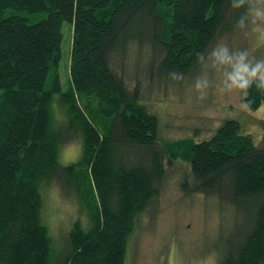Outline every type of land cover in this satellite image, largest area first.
<instances>
[{"label": "trees", "instance_id": "trees-1", "mask_svg": "<svg viewBox=\"0 0 264 264\" xmlns=\"http://www.w3.org/2000/svg\"><path fill=\"white\" fill-rule=\"evenodd\" d=\"M235 2L0 0V264H133V240L177 159L180 191L243 215L217 263L264 264V133L255 139L229 117L206 139L165 140L153 99L240 29L249 5ZM243 101L264 107V89L253 84ZM72 143L77 157L64 163ZM49 187L77 213L55 232L43 216Z\"/></svg>", "mask_w": 264, "mask_h": 264}, {"label": "rangeland", "instance_id": "rangeland-1", "mask_svg": "<svg viewBox=\"0 0 264 264\" xmlns=\"http://www.w3.org/2000/svg\"><path fill=\"white\" fill-rule=\"evenodd\" d=\"M249 16L250 22L245 28L216 41L191 75L176 86L169 83L165 90L151 89L152 94L158 92L153 99L157 103L154 105L160 115L159 133L163 139H206L229 117L236 118L241 130L251 133L255 139L264 133V107L243 108L245 102L238 90L221 91L226 80L225 72L230 69L212 56V52L223 45L228 47L229 54L247 51L249 59L254 58L253 62L264 59V20L253 23ZM62 34L58 74L65 87L69 78L70 23L62 24ZM197 81L201 84L199 90L196 89ZM79 147V143L62 147L61 161L74 160ZM175 162L173 174L169 173L165 178L157 202L149 209L142 230L133 240V254L127 257L135 261L133 264H218L217 249L222 237L230 233L231 223L232 230L234 225L244 222L243 215L234 212L232 216L229 208L202 193L185 195L179 190L178 182L186 163L180 159ZM43 191V216L55 232L60 219L65 218L69 223L77 215L75 205L62 198L55 187Z\"/></svg>", "mask_w": 264, "mask_h": 264}, {"label": "clouds", "instance_id": "clouds-1", "mask_svg": "<svg viewBox=\"0 0 264 264\" xmlns=\"http://www.w3.org/2000/svg\"><path fill=\"white\" fill-rule=\"evenodd\" d=\"M248 3V13L252 17V22L264 20V0H237L232 4L233 8H239L245 3ZM249 19V15H243L237 22L238 27L245 28ZM212 56L221 65H226L230 71L225 72L226 80L224 88L221 91L238 90L243 97L248 96V90L255 84L258 90L264 89V59L255 60L249 59L247 51H237L234 54H229L227 46H219L212 52ZM201 84L196 83V89L199 90ZM203 95H201V98ZM243 108H248V103L242 105Z\"/></svg>", "mask_w": 264, "mask_h": 264}]
</instances>
